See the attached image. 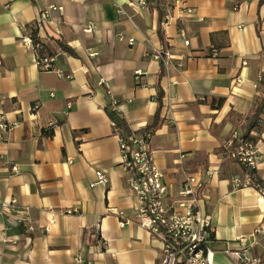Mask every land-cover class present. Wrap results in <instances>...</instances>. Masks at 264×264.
Masks as SVG:
<instances>
[{
    "label": "crops",
    "instance_id": "crops-1",
    "mask_svg": "<svg viewBox=\"0 0 264 264\" xmlns=\"http://www.w3.org/2000/svg\"><path fill=\"white\" fill-rule=\"evenodd\" d=\"M43 13L38 36L65 77L41 71L24 46ZM162 45L169 66L152 56ZM0 59V117L18 123L0 131V208L15 201L33 227L0 214V264H162L161 240L121 225L138 204L107 111L113 100L133 132L157 123L153 157L171 198L186 176L203 178L215 264H236L224 251L264 222V197L235 187L244 172L230 156L262 107L251 135L264 182L262 0H0Z\"/></svg>",
    "mask_w": 264,
    "mask_h": 264
},
{
    "label": "built area",
    "instance_id": "built-area-1",
    "mask_svg": "<svg viewBox=\"0 0 264 264\" xmlns=\"http://www.w3.org/2000/svg\"><path fill=\"white\" fill-rule=\"evenodd\" d=\"M138 1L146 4V0ZM119 9L125 13L121 7ZM46 17V13L41 14L36 23V33L29 31L25 35L24 46L32 50L41 71L57 72L61 77H65V73L56 68L55 57L48 53L47 41L37 33ZM93 30L92 24L85 28L86 32ZM133 41L130 40L131 43ZM184 42L186 45L190 43L188 39ZM214 54L217 55V52ZM152 56L166 66H169L173 59L171 51L164 45L152 48ZM1 63L0 59V65ZM116 104L113 100V110H116ZM17 125V122H9L4 115L0 117V131L3 133H9ZM112 125L119 135L121 166L127 174L128 183L138 204L134 220L121 221V225L133 221L151 236L161 240L162 264H215L214 251L209 247L213 235L212 218L203 209L209 193L206 182L201 176L188 175L176 196L171 198L173 194L166 184L165 174L154 161L151 145L153 133L133 132L124 136L115 121ZM230 156L239 164L251 169H256L262 158L257 144L250 139H240L235 149L230 151ZM13 169L18 171L17 167ZM96 175V183L107 181L104 172L97 171ZM233 183L236 188L254 187L264 197V188L249 173L244 172L243 177H235ZM0 214L9 215L10 224L14 227L23 223L33 230L27 216V208H20L13 200L2 203ZM239 242L240 247L224 251L229 258L236 264H264V222L259 224L250 236L240 238ZM257 247H260L261 251L254 252ZM77 261L80 262L81 259L77 258Z\"/></svg>",
    "mask_w": 264,
    "mask_h": 264
},
{
    "label": "trees",
    "instance_id": "trees-1",
    "mask_svg": "<svg viewBox=\"0 0 264 264\" xmlns=\"http://www.w3.org/2000/svg\"><path fill=\"white\" fill-rule=\"evenodd\" d=\"M264 2V0H262ZM34 33H36V30H33ZM163 93H159L158 101H159V111L162 108V102H163ZM107 111L113 121L116 122V125L121 129V133L124 136H127L133 131L128 127L125 119L118 113L116 110H113L110 108V106H107ZM263 112L262 107H257L253 113L247 117L245 122L242 124V134L238 137H236L233 142L232 146L230 147V151L234 150L235 147L239 144L240 139H250L253 140V137L251 135L252 131L259 127L260 124V115ZM157 120H159V113L155 117ZM157 123H153L151 125H148L146 128L137 131V133H153V131L156 129ZM47 136H52V132L46 133ZM235 162H237L236 159H233ZM241 165V164H240ZM243 172L249 173L250 176L257 181L261 187L264 188V182L257 176L256 169L248 168L244 165H241Z\"/></svg>",
    "mask_w": 264,
    "mask_h": 264
}]
</instances>
